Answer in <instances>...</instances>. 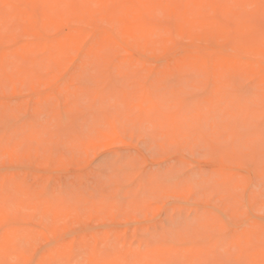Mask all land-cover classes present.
<instances>
[{
  "label": "rangeland",
  "instance_id": "obj_1",
  "mask_svg": "<svg viewBox=\"0 0 264 264\" xmlns=\"http://www.w3.org/2000/svg\"><path fill=\"white\" fill-rule=\"evenodd\" d=\"M6 1L0 264H264V0Z\"/></svg>",
  "mask_w": 264,
  "mask_h": 264
},
{
  "label": "bare ground",
  "instance_id": "obj_2",
  "mask_svg": "<svg viewBox=\"0 0 264 264\" xmlns=\"http://www.w3.org/2000/svg\"><path fill=\"white\" fill-rule=\"evenodd\" d=\"M8 1H9V0H8ZM8 1H6V2H8ZM36 1H37V2H36ZM36 1H35V5H34V3H33V5H34L33 8H35V9H36V6H37V5H38V6L42 5V2L40 3V0H39V1L36 0ZM44 1H45V0H44ZM47 1H49V3H50V2H53L54 0H47ZM47 1H45V2H47ZM55 1H57V0H55ZM60 1H63V0H59L58 2H60ZM64 1H65V2H64ZM64 1H63V3H61V5H57V4H59V3L56 2V3H57L56 6H57V8L59 7V8L61 9V10L59 9L61 12H63V11L65 10L66 7L70 6V3H71V2H70L71 0H64ZM66 1H67V2H66ZM68 1H69V2H68ZM73 1H74V0H73ZM77 1H78V3L74 1L75 3L72 4V6H71L70 9H69V7L67 8V9H69V10H72V13H73V12H78V10H80V7L83 8V6L81 5V2H80L79 0H77ZM84 1H85V0H84ZM89 1H90V0H89ZM96 1H97V3L99 4V1H98V0H96ZM111 1H112V0H109V3H110ZM114 1H115L114 4H116L117 1H116V0H114ZM123 1H125V0H118V2H120V3H122ZM132 1H133V0H132ZM136 1H137V0H136ZM136 1H135V3H136ZM155 1H156V0H154L153 2L155 3ZM162 1H163V0H161V2H162ZM164 1H165V0H164ZM171 1H172V0H170V1L168 0L169 3H170ZM173 1H174V0H173ZM176 1H177V0H176ZM176 1L173 2V3L175 4V5H173V6H176L177 3H179L180 0H179L177 3H175ZM182 1H183V0H182ZM182 1H181V2H182ZM217 1H218V0H217ZM248 1H249V0H248ZM10 2H12V1H10ZM22 2H23V1H22ZM79 2H80V3H79ZM90 2H91V1H90ZM127 2H131V1H128V0H127ZM137 2H138V1H137ZM153 2H152V3H153ZM168 2H167V3H168ZM181 2L179 3V5H181ZM12 3L15 4L14 2H12ZM12 3L10 4V6L12 5ZM36 3H37V5H36ZM38 3H39V4H38ZM67 3H69V4L67 5ZM76 3H77L78 5L80 4L81 6H80V5H79L80 7L77 6ZM102 3H103V2H102ZM112 3H113V2H112ZM120 3H118V4H120ZM125 3H126V2H125ZM125 3H124V4L122 3L123 6H125ZM131 3H132V2H131ZM138 3H139V2H138ZM138 3H137V5H138ZM154 3H153V4H154ZM156 3L158 4L157 1H156ZM163 3H164V2H163ZM215 3L218 4L219 2H216V1H215ZM255 3L257 4V3H259V1H255ZM0 4H1V3H0ZM19 4H20V3H18V4L16 3V5H19ZM47 4H48V3L44 4V6L47 5ZM51 4H52V5L54 4V6H55V2H53V3H51ZM62 4H66L67 6H66V7H62ZM88 4H90V3H88V1H87V5H88ZM93 4H94V3L91 4L92 7L94 6ZM118 4H116V5L119 6ZM127 4H128V3H127ZM157 4H156V5H157ZM171 4H172V3H171ZM171 4H170V5H171ZM182 4H183V2H182ZM16 5H15V7H16ZM103 5H104V6H103ZM103 5H102L103 7H107V6H105V4H103ZM108 5H109V4H108ZM110 5H111V3H110ZM116 5H115V6H116ZM129 5H131V4L129 3ZM134 5H136V4H134ZM134 5H133V6H134ZM160 5H161V4H160ZM160 5H157V7L160 8ZM252 5H253V4H252ZM7 6H8V5H7ZM10 6H8L9 9H13V8H10ZM47 6H48V5H47ZM56 6H55V7H56ZM97 6H98V5H97ZM113 6H114V5H113ZM165 6H166V5H165ZM245 6H247V4H246ZM0 7H1V5H0ZM2 7H3V6H2ZM13 7H14V6H13ZM21 7H23V6L21 5ZM21 7H20V8H15V9H13V10L11 11V12H13V14H10V15H12V16L8 15V17H9L8 20H9V21H12V22H13V21L16 20V22L14 23V25L17 24V25H16L17 27H18V26L20 27L21 25H23V22L26 21V19H23V12H24V11L21 10ZM55 7H53V8H55ZM85 7H86V5H85ZM125 7H126V6H125ZM128 7H129V6H128ZM134 7H135V6H134ZM6 8H7V7H6ZM42 8H44V7H42ZM57 8H56V11H58ZM62 8L64 9L63 11H62ZM95 8H99V7H95ZM108 8H109V7H108ZM108 8H106L105 10H108ZM114 8H115V7H114ZM116 8H119V7H116ZM130 8L132 9V5H131ZM136 8H137V7H136ZM136 8H135V9H136ZM180 8H181V7L179 6L177 9L180 10ZM35 9H34V10H35ZM83 9H85V8H83ZM100 9H104V8H100ZM109 9H111V8H109ZM125 9H126V8H125ZM181 9H182V8H181ZM183 9H184V7H183ZM217 9H218V8H217ZM4 10H5V9H4ZM34 10L32 11V13H35V12H36V11L34 12ZM47 10H49V9L47 8ZM47 10H45V11H46L47 13H49ZM92 10H93V9H92ZM119 10H120V9H119ZM161 10H162V9H161ZM203 10H204V9H203ZM9 11H10V10H9ZM29 11H31V9H30ZM40 11H41V10H40ZM42 11H44V10L42 9ZM49 11H51V9H50ZM80 11H82V10H80ZM103 11H104V10H103ZM110 11H111V10H110ZM61 12H60V13H61ZM67 12H68V10H67ZM114 12H116V11L114 10V11H111V12H109V13H107V11L104 12V13L106 14L105 17H107V18H109V19L111 20V17H114V16H115V13H114ZM121 12H122V10H121ZM163 12H164V11H163ZM182 12H183V11H182ZM216 12H217V13H216V16H217V14L219 13V11L216 10ZM39 13H40V12H38V14H39ZM64 13H66V10L64 11ZM64 13H63V14H64ZM70 13H71V12H70ZM172 13H173V12H172ZM7 14H8V13H7ZM26 14H27V12H26ZM35 14L38 15L37 13H35ZM44 14H45V13H44ZM44 14H42V15H44ZM50 14H51V13H49V15H50ZM54 14H56L55 10H54ZM54 14H53V13L51 14L52 17H54ZM63 14H62V15H63ZM66 14H68V13H66ZM66 14H64V15L66 16ZM120 14H123V13H120ZM64 15H63V16H64ZM69 15H71V14H69ZM84 15H85V14H84ZM123 15H125V14H123ZM203 15H204V13L202 14V16H203ZM205 15H208V14H205ZM228 15H229V14H228ZM3 16H4V15H3ZM39 16H40V14H39ZM65 16H64V17H65ZM71 16H72V15H71ZM85 16H86V15H85ZM172 16H173V15H172ZM187 16H190V15H187ZM194 16H195V15H194ZM197 16H198V15H197ZM208 16H209V15H208ZM208 16H206V17H208ZM5 17H7V16H6V13H5ZM14 17H15V19H13ZM45 17L49 20V16H45ZM87 17H88V16H87ZM123 17H124V16H123ZM180 17H181V16H180ZM209 17H210V16H209ZM212 17H214V16H212ZM10 18H11V19H10ZM26 18H27V17H26ZM43 18H44V17H43ZM50 18H51V16H50ZM84 18H85V17H84ZM198 18H199V17H198ZM201 18H202V17H201ZM0 19H1V18H0ZM203 19H204V18H203ZM207 19H208V18H207ZM1 20H2V19H1ZM4 20H5V19H4ZM57 20H59V19H57ZM62 20H64V19H62ZM79 20H80V19H79ZM81 20H82V19H81ZM32 21H33V19H32ZM28 23H29V22H28ZM35 23H36V22H35ZM1 24H2V23H1ZM55 24H56V23H55ZM146 24H148V23H146ZM6 25H8V24H6ZM30 25H32V23H31ZM36 25H37V24H36ZM36 25H34V27H35ZM53 25H54V23H53ZM53 25H52V26H53ZM59 25H60V24H59ZM16 26H15V27H16ZM48 26H49V24H48ZM57 26H58V25H57ZM57 26H55V28H56ZM145 26H148V25H145ZM36 27H37V26H36ZM36 27H35V28H36ZM50 27H51V26H50ZM2 28H4V27H1L0 29H2ZM146 29H147V28H146ZM2 30L11 32V30H5V29H2ZM32 30H33V26H32ZM32 30H31V32H32ZM144 30H145V29H144ZM1 32H2V31H1ZM4 33H5V32H4ZM58 35H59V34H58ZM1 37H2V36H1ZM76 37H77V36H76ZM62 38H63V36H62ZM10 40H11V39H10ZM17 40H18V39H17ZM54 40H56V39H54ZM11 41H13V40H11ZM15 41H16V38H15ZM9 42H10V41H9ZM17 42H18V41H16V43H17ZM71 42H73V41H71ZM45 43H46V42H45ZM63 44H64V43H63ZM2 45H5V44H2ZM2 45L0 46V48H2V47L4 48V46H2ZM64 45H65V44H64ZM66 46H67V45H66ZM57 47H58V46H57ZM35 48H36V46H35ZM44 48H46V47H44ZM51 49H52V48H51ZM70 49H72V48H70ZM72 50H73V49H72ZM72 50H71V51H72ZM8 54H10V53H8ZM53 55H54V54H53ZM9 56L11 57V55H9ZM27 56H28V54H27ZM60 56H62V55H60ZM13 57H14V56H13ZM15 57H16V56H15ZM21 57H22V56H21ZM31 57H32V56H31ZM31 57H30L29 59L32 61L34 57H33L32 59H31ZM52 57H53V56H52ZM4 58H5V56H4ZM13 59H15L16 64H17V62H18V63L20 62V60H19L20 58H18L19 61L17 60V57H16V58H13ZM5 60H6V59H4V61H5ZM16 60H17V61H16ZM21 61H23V60L21 59ZM27 62H28V61H27ZM124 62H125V61H124ZM10 63H11V62H10ZM0 64H2V63H0ZM19 64H20V63H19ZM19 64H18V65H19ZM29 64H30V66H32V69H33V67L35 66V65L33 66V64H35V62H34V63H33V62H32V63L29 62ZM31 64H32V65H31ZM2 65H3V64H2ZM20 65H22V63H21ZM20 65H19V66H20ZM22 66H23V65H22ZM30 66L28 67V66L26 65L27 70H30V69H31ZM36 66H37V65H36ZM2 67H4V66H2ZM0 68H1V67H0ZM9 68H10V67H9ZM9 68H6L5 70H7V69L10 70ZM29 68H30V69H29ZM35 68H36V67H35ZM35 68H34V69H35ZM2 69H4V68H2ZM25 69H26V68H25ZM25 69H22L21 71H22V72H25V73L28 72V71L25 70ZM34 69H33V70H34ZM24 70H25V71H24ZM10 71H11V70H10ZM30 71H32V70H30ZM30 71H29V72H30ZM0 72H1L0 74H2V70H1ZM29 72L27 73L28 75L30 74ZM32 72L35 73L34 71H32ZM32 72H31V74L33 75ZM31 74H30V76H31ZM12 75H14L13 72H12ZM12 75H11V76H12ZM7 76H8V75H7ZM30 76H29V77H30ZM34 76H36V75H33V77H34ZM1 77H2V75H1ZM1 77H0V78H1ZM123 77H124V76H123ZM19 78H20V77H19ZM1 79L3 80V78H1ZM4 79L8 80V78H6V77H4ZM15 79H17V77H16ZM12 80H14V78H13ZM121 85H122V84H121ZM112 86H113V91H114L115 85L113 84ZM118 87H119V86H118ZM122 88H123V87H122ZM119 89H121V88L119 87ZM115 91H116V89H115ZM120 94H121V93H120ZM14 110H16V109H14ZM18 115H19V113H18ZM17 117H18V116H17ZM19 133H20V132H19ZM17 134H18V133H17ZM22 135H23V134H21V136H22ZM16 136L18 137V135H16ZM17 137H16V138H17ZM3 189H4V188H3ZM13 193H14V192H13ZM14 194H15V193H14ZM238 239H239V238H238ZM240 239L243 240L242 238H240ZM240 239H239V240H240ZM39 240H40V239H39ZM6 241H7V240H6ZM243 241H244V240H243ZM243 241H242V243H243ZM36 242H37V241H36ZM22 243H23V242H22ZM37 243H38V242H37ZM232 243H234V242H232ZM242 243L240 242V245H242ZM246 243H249V242H246ZM3 244H4V243H3ZM243 244H245V242H244ZM245 245H246V244H245ZM21 246H22V245H21ZM243 246H244V245H242V248H243ZM245 247H247V246H245ZM245 247H244V248H245ZM248 248H249V246H248ZM19 249L21 250L20 246H19ZM19 249H18V251H19ZM22 249H23V248H22ZM22 251H23V250H22ZM242 251H243V250H242ZM244 251H246V248H245ZM247 252H248V250H247ZM242 253H244V252H242ZM56 254H57V253H56ZM91 254H92V253H91ZM242 255H243V254H242ZM60 256H61V255H60ZM244 256H245V255H244ZM244 256H243V258L247 259V257H244ZM96 257H97V256H96ZM0 258H1V257H0ZM57 258H58V257H57ZM1 259H2V258H1ZM59 259H60V258H59ZM64 259H65V258H64ZM240 259H241V258H240ZM66 260H67V259H66ZM86 260H87V259H86ZM86 260H85V261H86ZM257 260H259V259H257ZM43 261H44V260H43ZM50 261H51V260H50ZM63 261H64V260H63ZM69 261H70V260H69ZM251 261H252V260H251ZM40 262H41V261H40ZM54 262H55V260H54ZM254 262H255V261H254ZM51 263H52V262H51ZM74 263H75V262H74ZM255 263H258V262H255ZM255 263H254V264H255Z\"/></svg>",
  "mask_w": 264,
  "mask_h": 264
}]
</instances>
